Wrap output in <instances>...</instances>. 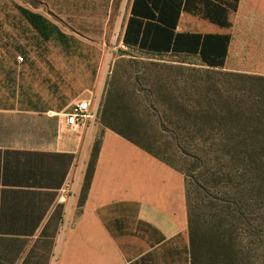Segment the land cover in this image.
<instances>
[{
    "label": "rangeland",
    "instance_id": "374dc122",
    "mask_svg": "<svg viewBox=\"0 0 264 264\" xmlns=\"http://www.w3.org/2000/svg\"><path fill=\"white\" fill-rule=\"evenodd\" d=\"M130 2L110 1L101 41L73 43L67 16L39 0H0V57H66L35 64L50 69L34 76L63 97L77 94L66 109L89 98L95 113L91 125L70 131L86 138L89 157L66 196L82 199L101 136L113 132L183 173L196 264H264V0H238L229 13L224 68L125 47ZM24 11L44 20L27 22ZM185 13L188 29L205 30L200 14ZM88 78L94 87L83 89Z\"/></svg>",
    "mask_w": 264,
    "mask_h": 264
},
{
    "label": "crops",
    "instance_id": "0c3cea01",
    "mask_svg": "<svg viewBox=\"0 0 264 264\" xmlns=\"http://www.w3.org/2000/svg\"><path fill=\"white\" fill-rule=\"evenodd\" d=\"M39 1L67 16L68 41L103 39L111 0ZM184 16L176 33L226 34L208 21L191 31ZM66 60L0 57V264H191L183 175L120 135L103 132L82 199L66 196L88 142L54 113L77 94L63 97L34 76L50 69L35 64ZM85 81L83 89L94 87Z\"/></svg>",
    "mask_w": 264,
    "mask_h": 264
},
{
    "label": "trees",
    "instance_id": "16d2710c",
    "mask_svg": "<svg viewBox=\"0 0 264 264\" xmlns=\"http://www.w3.org/2000/svg\"><path fill=\"white\" fill-rule=\"evenodd\" d=\"M237 4L238 0L232 3L231 0H131L122 43L129 49L151 56L195 55L201 65L221 68L230 42L228 34L176 33L175 28L181 12L198 13L209 23L228 28V15L236 10ZM187 233L190 263L196 264L195 239L188 207Z\"/></svg>",
    "mask_w": 264,
    "mask_h": 264
},
{
    "label": "built area",
    "instance_id": "2783aa9c",
    "mask_svg": "<svg viewBox=\"0 0 264 264\" xmlns=\"http://www.w3.org/2000/svg\"><path fill=\"white\" fill-rule=\"evenodd\" d=\"M90 99H78L69 109L54 113L62 127L68 131H76L91 125L95 113L90 109Z\"/></svg>",
    "mask_w": 264,
    "mask_h": 264
}]
</instances>
